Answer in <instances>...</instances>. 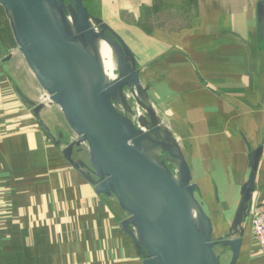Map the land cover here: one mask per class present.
<instances>
[{
    "label": "crops",
    "instance_id": "0c3cea01",
    "mask_svg": "<svg viewBox=\"0 0 264 264\" xmlns=\"http://www.w3.org/2000/svg\"><path fill=\"white\" fill-rule=\"evenodd\" d=\"M259 1L88 0L92 15L131 51L141 87L178 143L215 238L228 231L248 180V156L257 148L251 205L264 206ZM42 92L0 9V264H142L122 228L128 215L113 197L94 190L86 149H73V165L65 159L75 136L60 109L45 105L42 125L35 118L32 104ZM242 229L236 264H264L250 215Z\"/></svg>",
    "mask_w": 264,
    "mask_h": 264
},
{
    "label": "water",
    "instance_id": "95a60500",
    "mask_svg": "<svg viewBox=\"0 0 264 264\" xmlns=\"http://www.w3.org/2000/svg\"><path fill=\"white\" fill-rule=\"evenodd\" d=\"M0 9L17 51L48 97L32 104L35 118L39 121L45 105L60 109L75 136L63 150L65 159L72 164L73 149H86L94 190L113 197L128 215L122 228L143 255L142 264H222L228 256L227 264H236L262 149L249 154L248 180L235 216L227 233L215 238L178 143L157 120L122 39L82 0H0ZM256 17L264 29V0L256 5ZM97 40L115 57L111 82L96 53ZM125 92L135 97L144 115L136 117L128 108ZM145 144L158 149L156 159L144 154Z\"/></svg>",
    "mask_w": 264,
    "mask_h": 264
},
{
    "label": "bare ground",
    "instance_id": "6f19581e",
    "mask_svg": "<svg viewBox=\"0 0 264 264\" xmlns=\"http://www.w3.org/2000/svg\"><path fill=\"white\" fill-rule=\"evenodd\" d=\"M96 53L99 57V61L103 70L106 74L107 82H111L114 78V68L112 65V50L111 48L104 42L97 40L95 43ZM153 108V107H152ZM158 149L154 148L148 144L144 145V154L150 159L154 160L158 156Z\"/></svg>",
    "mask_w": 264,
    "mask_h": 264
},
{
    "label": "built area",
    "instance_id": "2783aa9c",
    "mask_svg": "<svg viewBox=\"0 0 264 264\" xmlns=\"http://www.w3.org/2000/svg\"><path fill=\"white\" fill-rule=\"evenodd\" d=\"M47 100V95L43 93L39 102L45 103ZM249 215L252 238L258 245L260 254L264 257V206L251 205Z\"/></svg>",
    "mask_w": 264,
    "mask_h": 264
},
{
    "label": "rangeland",
    "instance_id": "374dc122",
    "mask_svg": "<svg viewBox=\"0 0 264 264\" xmlns=\"http://www.w3.org/2000/svg\"><path fill=\"white\" fill-rule=\"evenodd\" d=\"M83 1V5L87 8V10H88V8L89 9H91V11H90V14L92 15V8H91V2L90 3H88V0H82ZM94 15V14H93ZM92 15V16H93ZM168 27V26H167ZM112 63H113V68H114V74H116V62H115V57H113V59H112ZM44 92H42L41 94H40V96L43 94ZM125 95L127 96V104H128V108H130L131 109V111L134 113V115L137 117V116H142V115H144V113H143V108L141 107V105H139V104H137V102H136V100H135V97L134 96H132V94L130 93V92H125ZM156 118H157V120L159 119L158 118V116L156 115ZM161 122L162 121H160V124H161ZM159 123H158V126H160V127H162L161 125H160ZM171 132V131H170ZM172 133V132H171ZM170 169H171V167H169ZM229 259V257L228 258H226V259H223V261H222V264H225L226 262H227V260Z\"/></svg>",
    "mask_w": 264,
    "mask_h": 264
}]
</instances>
